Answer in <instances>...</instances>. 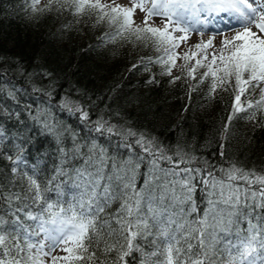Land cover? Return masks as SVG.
<instances>
[{"label": "snow or ice", "instance_id": "snow-or-ice-1", "mask_svg": "<svg viewBox=\"0 0 264 264\" xmlns=\"http://www.w3.org/2000/svg\"><path fill=\"white\" fill-rule=\"evenodd\" d=\"M39 3L30 0L33 14L56 10L87 16L115 26L110 40L135 37L150 45L160 55L149 58V63L161 65L165 75L183 59L181 71L187 70L188 77L199 84L210 79L209 96L231 88L225 134L239 113L247 112V119L254 120L257 111L264 110V0L259 5L254 0H129V6L115 0H48L38 8ZM137 12L143 13L141 25L133 19ZM220 13L233 17L238 27L227 30L234 35L225 36L219 48L214 47V35L224 33L217 30L192 46L194 51L182 55L176 51L190 33L205 34L193 23L205 25L211 15ZM157 18L162 27L154 26ZM192 59L195 63L189 67ZM199 68L205 71L197 77ZM182 78L174 76L170 82ZM256 89L258 100L242 102L245 93ZM70 103L64 100L61 106L71 113ZM75 111L80 120H88L87 112L78 107ZM35 119L56 137L61 162L48 179L49 187L39 179V161L30 164L23 145L17 146L20 155H7L11 173L26 184L0 185V264H45V257L50 264H108L107 254L113 251L112 264H264V172L236 164L218 170L191 167L194 158L186 153L174 158L143 134L131 129L118 132L103 120L89 132L108 140L121 137L115 151L96 136L81 142L73 135V143L66 147L63 130L39 120V115ZM225 147L220 145L222 157ZM77 158L82 166L71 165ZM145 163L147 169L141 172ZM65 177L75 189L71 200L57 185L64 184ZM198 191L201 201L196 199ZM117 202L105 219L103 214ZM116 236L119 239L113 241ZM57 249L63 255H52Z\"/></svg>", "mask_w": 264, "mask_h": 264}, {"label": "trees", "instance_id": "trees-1", "mask_svg": "<svg viewBox=\"0 0 264 264\" xmlns=\"http://www.w3.org/2000/svg\"><path fill=\"white\" fill-rule=\"evenodd\" d=\"M47 4L48 0H40L37 7ZM29 5L30 0H0V185L4 188L26 184L23 177L11 173L7 158L8 154L20 155L18 145H23L30 164L39 161V179L51 187L48 179L60 165L62 154L57 150L56 137L35 119L37 115L63 130L66 147L73 143V135L81 142L96 136L105 145L111 143L115 151L121 137L108 140L89 132L103 120L118 132L131 129L143 134L174 158L186 153L194 158L191 167L218 170L236 164L264 172V110L257 111L254 120L247 119V112L239 113L225 134L223 126L234 95L231 88L217 89L209 96L210 79L199 84L188 77L187 70L181 71L183 59L174 73L165 75L161 65L149 63V58L155 59L160 53L135 37L108 39L115 32V26L108 22L96 23L66 11L33 14ZM194 63L189 60V67ZM204 71L199 68L194 75L199 77ZM174 76L184 78L171 83ZM241 99L255 102L259 94L245 93ZM64 100L71 102V113L61 106ZM77 107L88 113V120L79 119ZM221 144H226L223 157ZM70 163L79 167L83 161L77 158ZM146 169L147 163L141 172ZM64 180L57 185L71 200L75 189L66 177ZM196 199L202 200L199 191ZM118 203L106 210L105 219ZM107 256L108 264H112L116 252Z\"/></svg>", "mask_w": 264, "mask_h": 264}, {"label": "rangeland", "instance_id": "rangeland-1", "mask_svg": "<svg viewBox=\"0 0 264 264\" xmlns=\"http://www.w3.org/2000/svg\"><path fill=\"white\" fill-rule=\"evenodd\" d=\"M46 1L47 0H42V2H46ZM101 3H111V0H101ZM115 3L123 5V6H129V0H115ZM254 3L259 5L260 0H254ZM142 18H143V13L137 12L136 14H134L133 19L135 21V24L141 25L142 24ZM229 20H231L232 22L228 23ZM154 26L162 27V24H161L159 18H157L155 20ZM192 26L194 28H203L205 34L200 35V34H197L196 32L190 33L187 43L182 42L180 44L179 48L176 50L181 55L185 51H188L189 49L194 51L195 49L192 46H194L198 42L207 41L210 38V36H212V34L217 32V30L223 31V33H224V35H214V47L219 48L220 41L223 38H225V36L230 38L232 35H234V31H227V30L228 29H235L238 27L235 19H233V17H231L230 15H228L226 13L213 14V15H211L210 20L207 24L196 25L195 23H193ZM177 35H179V34H177ZM209 51H211V49H209ZM181 60L182 59L176 60L175 66L172 69V73H174L176 71V68L180 64ZM191 61L195 62L194 59H192ZM255 93L259 94V90L256 89ZM52 255H63V253L59 249H57L56 251H54L52 253ZM45 264H50L48 257H45Z\"/></svg>", "mask_w": 264, "mask_h": 264}]
</instances>
